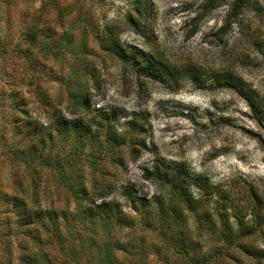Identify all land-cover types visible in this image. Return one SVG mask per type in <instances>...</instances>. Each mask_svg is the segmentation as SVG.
<instances>
[{
    "label": "rangeland",
    "instance_id": "374dc122",
    "mask_svg": "<svg viewBox=\"0 0 264 264\" xmlns=\"http://www.w3.org/2000/svg\"><path fill=\"white\" fill-rule=\"evenodd\" d=\"M44 1L33 0L30 5L33 10L39 9ZM206 2L85 0L79 4L66 0L58 10L53 9L48 15L43 12L47 22L56 26V33L47 41L49 53L35 54L37 65L33 70L50 101L60 97L63 103L57 107L69 116L67 93L73 91L77 82L90 94V101L80 114L90 120L102 112H116L120 117L118 132L147 144L148 149H142L140 157L129 148L122 149V161L107 151L108 143L101 147L102 152L98 146L87 144L83 148L89 160L84 162L87 175L92 170L90 163L98 166L101 161L100 168L107 175L96 173L97 177L110 183L115 173L118 186L133 184L140 195L152 198L157 189L143 179V169L153 168L157 159H165L185 164L194 176L221 184L226 190L249 185L264 194V0H254L234 22L228 21L234 0H219L218 7L210 12L203 9ZM139 6L144 12L142 18L136 13ZM20 17L18 11H9L8 5L0 6L2 38L20 29ZM131 19H136L140 27L134 26ZM107 26L116 28L120 43L154 56L158 77L141 76L107 52L96 38L97 34L103 35ZM64 33H68V40ZM22 63L11 52L0 54L1 192H6L10 170L15 165L8 154L14 138L3 126L10 113L11 80H16L17 88L22 87L18 77ZM226 77L227 81L236 78L240 82L242 94L228 87ZM29 98L32 116L47 123L49 115L42 113L35 98ZM19 117L25 120L21 113ZM135 119L144 128L140 134L128 129L127 123ZM20 141L23 140L16 137V142ZM100 153L108 158L98 159ZM41 175L46 179V174ZM120 190L109 200L121 201ZM52 198L65 201L68 195L59 191ZM1 202L0 199V211ZM124 205L129 208L127 203ZM146 241L147 258L118 255L120 261L164 264V257L152 251L150 237ZM245 242L264 250V224L261 233ZM58 251L55 254L60 258L62 253ZM89 258L86 256L81 264H93ZM244 261L242 264H255L248 258Z\"/></svg>",
    "mask_w": 264,
    "mask_h": 264
},
{
    "label": "trees",
    "instance_id": "16d2710c",
    "mask_svg": "<svg viewBox=\"0 0 264 264\" xmlns=\"http://www.w3.org/2000/svg\"><path fill=\"white\" fill-rule=\"evenodd\" d=\"M64 1L45 0L33 10V0H0V6L8 5L9 11L22 16L20 29L5 38L0 36V54L11 52L24 66L18 73L22 87L17 88L14 78L10 82V113L3 126L14 138L8 154L15 165L6 192L0 190V264H81L86 256L93 264H126L118 255L147 258V237L154 254L164 257V264H242L247 258L263 264L264 250L245 242L261 233L264 224V194L257 189L244 185L226 190L221 184L194 176L185 164L165 159H157L153 168L143 169V179L157 189L152 198L140 195L133 184L118 186L115 173L110 183L97 177L96 173L107 175L100 168L101 161L98 166L90 163L92 170L89 175L85 173L84 162L89 160L83 148L87 144L98 146L102 152L101 147L108 143L106 149L118 155L117 161H122L124 148L137 157L148 148L143 139L118 132L120 117L116 112H102L90 120L80 114L90 94L79 83L67 93L70 117L57 107L63 100L59 97L51 102L38 83L34 56L37 52L49 53L47 41L56 33V26L47 22L43 12L58 10ZM74 1L81 4L85 0ZM218 1L207 0L204 11L217 8ZM253 1L234 0L228 21H236ZM136 8L142 18V8ZM131 23L140 27L136 19ZM63 37L68 40V33ZM96 38L107 52L139 75L158 77L155 57L120 43L116 28L107 26ZM224 81L239 92L241 84L236 78L227 81L226 77ZM29 95L42 113L49 115L47 123L32 116ZM127 126L138 134L144 131L136 119ZM1 133L5 136L4 131ZM16 137L24 142H16ZM98 157L108 158L105 153ZM119 188L121 201L109 200ZM59 191L68 195L65 201L53 200V194ZM57 249L62 253L60 258L55 254Z\"/></svg>",
    "mask_w": 264,
    "mask_h": 264
}]
</instances>
